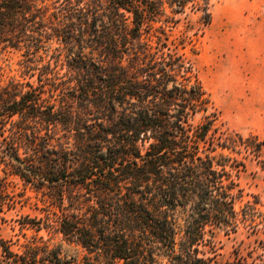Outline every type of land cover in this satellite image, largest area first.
Wrapping results in <instances>:
<instances>
[{
  "label": "trees",
  "instance_id": "obj_1",
  "mask_svg": "<svg viewBox=\"0 0 264 264\" xmlns=\"http://www.w3.org/2000/svg\"><path fill=\"white\" fill-rule=\"evenodd\" d=\"M46 1L0 0V42L35 54L54 40L69 70L52 80L44 65L27 89L0 80L8 174L52 214L35 231L80 247L81 264H264L262 253L219 262L200 250L214 228L264 226L263 201L239 184L247 160L264 175V140L218 124L179 52L192 39L172 38L186 9L207 26L210 0ZM0 264L72 261L61 244L31 236L17 250L0 239Z\"/></svg>",
  "mask_w": 264,
  "mask_h": 264
},
{
  "label": "rangeland",
  "instance_id": "obj_2",
  "mask_svg": "<svg viewBox=\"0 0 264 264\" xmlns=\"http://www.w3.org/2000/svg\"><path fill=\"white\" fill-rule=\"evenodd\" d=\"M45 3L57 7L61 0ZM209 10L210 23L202 28L200 13L186 9L177 16L179 22L172 38L186 32L192 39L179 52L189 61L207 93L217 112L218 124L244 136L251 133L264 140V0H210ZM51 11L54 9L50 7L47 14ZM28 45L17 40H12L10 45L0 42L3 85L17 83L23 89H27L25 83L38 86V76L47 64L52 72L47 76L50 79L68 77L66 51L62 46L52 40L35 54H29L33 48ZM199 119L197 115L195 120ZM4 148L0 137V239L17 250L31 236H42L53 244H61L62 253L72 264H81L84 252L80 247L64 243L60 235L43 228L35 231L32 222L39 221L42 227L47 213L52 216L51 211H46L47 203L40 193L24 188L17 177L8 174L6 163L10 159L4 154ZM239 184L246 193L257 194L264 203V175L254 160L246 161V171L240 176ZM208 238L209 242L200 246V250L204 256H215L219 262L231 260L234 253L248 260L259 253L264 256L257 248L259 242H264V226L256 235L241 228L235 233L214 228ZM249 251H252L251 258L247 256Z\"/></svg>",
  "mask_w": 264,
  "mask_h": 264
}]
</instances>
